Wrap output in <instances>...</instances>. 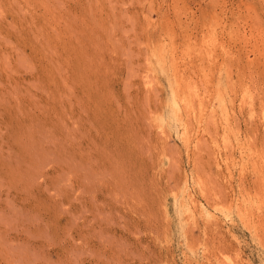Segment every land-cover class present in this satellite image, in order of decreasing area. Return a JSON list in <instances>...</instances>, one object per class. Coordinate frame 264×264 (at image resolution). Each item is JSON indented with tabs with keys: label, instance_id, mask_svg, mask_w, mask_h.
Listing matches in <instances>:
<instances>
[{
	"label": "rangeland",
	"instance_id": "obj_1",
	"mask_svg": "<svg viewBox=\"0 0 264 264\" xmlns=\"http://www.w3.org/2000/svg\"><path fill=\"white\" fill-rule=\"evenodd\" d=\"M0 264H264V0H0Z\"/></svg>",
	"mask_w": 264,
	"mask_h": 264
},
{
	"label": "bare ground",
	"instance_id": "obj_2",
	"mask_svg": "<svg viewBox=\"0 0 264 264\" xmlns=\"http://www.w3.org/2000/svg\"><path fill=\"white\" fill-rule=\"evenodd\" d=\"M221 49H222V48H221ZM172 57H173V56H172ZM172 57H170V59L175 60V59L172 58ZM162 58H163V57H162ZM159 60H160V59H159ZM172 60H171V61H172ZM171 61H170V62H171ZM168 69H169V68H168ZM176 78H177V77H176ZM176 81H177V80H176ZM176 85H177V84H176ZM175 88H177V87H175ZM175 90H177V89H175ZM175 90H174V91H175ZM180 90H181V89H180ZM177 91L179 92V90H177ZM175 92H176V91H175ZM176 93H177V92H176ZM179 93L181 94V92H179ZM177 94H178V93H177ZM177 94H176V96H177ZM182 96H183V95H182ZM174 97H175V96H174ZM177 97H178V96H177ZM177 97H176V98H177ZM179 98H180V96H179ZM179 98H178V99H179ZM189 98H190V97H189ZM181 99H182V97H181ZM183 99H186V96H185V98H183ZM188 100H189V99H188ZM178 102H179V101H178ZM180 102H182V101H180ZM220 103H221V102H220ZM179 105H180V104H179ZM188 105H189V103H188ZM174 109H175V108H174ZM175 110H176V109H175ZM175 116H176V115H175ZM211 219H212V218H211Z\"/></svg>",
	"mask_w": 264,
	"mask_h": 264
}]
</instances>
